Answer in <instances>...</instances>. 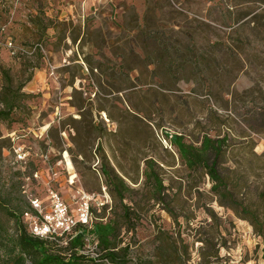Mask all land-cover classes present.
I'll return each mask as SVG.
<instances>
[{"label": "rangeland", "instance_id": "374dc122", "mask_svg": "<svg viewBox=\"0 0 264 264\" xmlns=\"http://www.w3.org/2000/svg\"><path fill=\"white\" fill-rule=\"evenodd\" d=\"M142 16L164 38L191 31L196 46L241 32L242 70L228 59L209 94L191 92L200 89L190 80L160 82L154 64L138 72L153 53L135 37ZM1 70L15 100L0 119V264L15 233L7 211L27 225L33 200L46 209L48 190L70 211L82 192L91 195L92 222L112 225L123 264H264L259 227L239 210L261 220L264 0H0V86ZM165 132L195 144L203 132L227 135L219 159L235 210L200 167L185 166ZM146 161L160 188L145 177ZM116 176L128 188L121 200Z\"/></svg>", "mask_w": 264, "mask_h": 264}, {"label": "trees", "instance_id": "16d2710c", "mask_svg": "<svg viewBox=\"0 0 264 264\" xmlns=\"http://www.w3.org/2000/svg\"><path fill=\"white\" fill-rule=\"evenodd\" d=\"M241 18L238 17L237 22ZM143 24L136 31V38L140 43L145 44V50L148 48L153 53H148L144 55V59L141 61V67L138 68V72L147 71L146 67L148 65H156L158 67V74L154 73V67L150 70L154 78L158 77L159 81H163V77L170 80L184 81L190 80L193 85H196L198 92L195 88H191V92L199 93L201 89H205V93L209 94L211 92V81L214 79L218 80V75L223 73L226 69V62L229 59L231 61V66L237 71L242 70V58L241 55L243 50L242 40L245 36L238 33L236 39H231L228 36L227 40L216 39L211 42H207L206 45L194 44V37L191 31H177L180 36L175 33L176 36H171L170 33L168 38H164L155 28H149L145 25V17L142 16ZM170 29V28H169ZM179 30L178 28H171ZM167 34V36H168ZM172 40H171V39ZM75 41L74 38L71 40ZM234 44L239 45L233 46ZM140 48V47H139ZM141 50V49H140ZM148 55L154 60H146ZM150 58V59H151ZM88 69L91 70L92 66L88 63ZM123 67V66H121ZM133 69V68H132ZM186 72L188 75L183 76ZM1 74L5 79L4 85L0 86V119H5L9 117L15 100L14 89L10 84L11 79L7 70H1ZM30 74H28L19 86H22L28 79ZM139 80L138 75L135 77ZM18 88V86H17ZM227 93V92H226ZM217 94V92H216ZM22 97H27V94H21ZM264 108V96H261ZM174 105V104H173ZM196 139V138H195ZM164 140L167 141L168 145H172L180 159L183 161L188 169H195L200 167L204 173L207 175L211 182L210 189L214 194L227 199L223 205L230 207L235 210L237 203L233 198L231 191L227 187V181L224 174V168L220 167V157L224 154L227 146V135L223 134L221 136L210 137L206 132H203L199 137L198 144L196 141L186 142L184 140V135L181 133H164ZM102 175L108 179L109 173L104 165L100 168ZM146 171L145 177L152 178L157 188H160V181L157 178L155 172L152 169L150 163L146 161ZM118 185L111 182L113 185L114 195L117 196L119 200L123 198V192L128 188L124 185L123 181L119 177H115ZM109 181V179H108ZM113 196V195H112ZM257 197L262 200L263 211L261 214V220L258 219V214L256 211L250 209L246 206H239V210L245 217L250 219L251 223L257 225L259 234L264 239V188H262L258 193ZM125 213V208H123ZM6 211V210H5ZM7 214L13 217V226L15 233L11 239V254L8 258L3 260L1 264H25V260L29 259V264H102L100 261H94L89 257L83 255L75 254L72 248L81 246L82 239L81 236L84 233H90L97 239V246L100 251H102L98 258H105L108 262L114 264H123L120 259H118V254L114 248L113 242H111V236L113 233V227L109 223L93 222L91 229H82V232L75 235L69 242L68 252L61 251L57 246L51 241L41 239L37 236L31 235L27 229L26 224L21 222L18 215L12 211H7Z\"/></svg>", "mask_w": 264, "mask_h": 264}, {"label": "built area", "instance_id": "2783aa9c", "mask_svg": "<svg viewBox=\"0 0 264 264\" xmlns=\"http://www.w3.org/2000/svg\"><path fill=\"white\" fill-rule=\"evenodd\" d=\"M14 152L16 157L20 159L17 149ZM91 198V195L82 192L78 196L73 211H70L68 202H64L57 192L48 190V202L45 210H41L40 205L33 200L32 205L37 214L35 213L32 220L27 223V231L33 236L51 241L59 248L60 252H68V249L64 250L68 247V242L82 232L83 228L86 230L92 228L93 222L89 209ZM97 205L102 206L103 202L99 200ZM34 219H38V221H34ZM81 239V246L72 248L75 254L100 261L102 264H114L105 258H98L101 252H97V239L92 234L84 233Z\"/></svg>", "mask_w": 264, "mask_h": 264}, {"label": "bare ground", "instance_id": "6f19581e", "mask_svg": "<svg viewBox=\"0 0 264 264\" xmlns=\"http://www.w3.org/2000/svg\"><path fill=\"white\" fill-rule=\"evenodd\" d=\"M69 165V164H68Z\"/></svg>", "mask_w": 264, "mask_h": 264}]
</instances>
